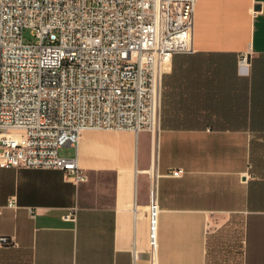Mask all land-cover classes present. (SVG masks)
Segmentation results:
<instances>
[{
    "label": "crops",
    "instance_id": "0c3cea01",
    "mask_svg": "<svg viewBox=\"0 0 264 264\" xmlns=\"http://www.w3.org/2000/svg\"><path fill=\"white\" fill-rule=\"evenodd\" d=\"M178 55L227 61L230 72H163L154 138L83 130L75 152L59 150L75 154L83 182L0 168V236L17 242L0 247V264H264V0H195L190 50Z\"/></svg>",
    "mask_w": 264,
    "mask_h": 264
},
{
    "label": "built area",
    "instance_id": "2783aa9c",
    "mask_svg": "<svg viewBox=\"0 0 264 264\" xmlns=\"http://www.w3.org/2000/svg\"><path fill=\"white\" fill-rule=\"evenodd\" d=\"M195 0H0V168L60 170L83 182L85 129L159 132V86L190 50ZM30 30L33 41L25 42ZM240 54L239 65H246ZM181 168L168 172L178 177ZM147 238L157 229V174L147 170ZM15 207L14 198L6 204ZM0 207V214L2 213ZM69 218V215L64 216ZM1 246H17L0 236Z\"/></svg>",
    "mask_w": 264,
    "mask_h": 264
},
{
    "label": "trees",
    "instance_id": "16d2710c",
    "mask_svg": "<svg viewBox=\"0 0 264 264\" xmlns=\"http://www.w3.org/2000/svg\"><path fill=\"white\" fill-rule=\"evenodd\" d=\"M218 60L219 59H214L215 62H218ZM212 62L213 61L204 62L199 57L178 55L172 58L171 72H230L229 62H220V66L218 64L215 65V62Z\"/></svg>",
    "mask_w": 264,
    "mask_h": 264
},
{
    "label": "rangeland",
    "instance_id": "374dc122",
    "mask_svg": "<svg viewBox=\"0 0 264 264\" xmlns=\"http://www.w3.org/2000/svg\"><path fill=\"white\" fill-rule=\"evenodd\" d=\"M23 38H24V41H25V42H31V41H33V37L31 36V34H30V30H29V29H25V30L23 31ZM237 64H238V60H237ZM248 65H249V59L246 58V65L244 64V65H242V66H248ZM69 153H70V152H69L68 150H65V151H64V154L67 155V156L70 155Z\"/></svg>",
    "mask_w": 264,
    "mask_h": 264
}]
</instances>
